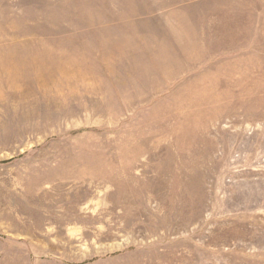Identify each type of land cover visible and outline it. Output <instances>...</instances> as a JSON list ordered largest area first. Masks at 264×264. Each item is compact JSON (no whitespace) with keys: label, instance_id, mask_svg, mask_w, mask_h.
<instances>
[{"label":"rangeland","instance_id":"rangeland-1","mask_svg":"<svg viewBox=\"0 0 264 264\" xmlns=\"http://www.w3.org/2000/svg\"><path fill=\"white\" fill-rule=\"evenodd\" d=\"M0 264H264V0H0Z\"/></svg>","mask_w":264,"mask_h":264}]
</instances>
